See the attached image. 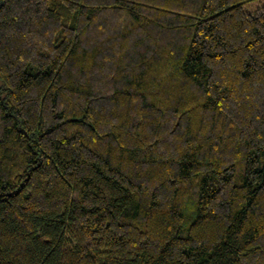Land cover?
<instances>
[{
    "label": "trees",
    "instance_id": "trees-1",
    "mask_svg": "<svg viewBox=\"0 0 264 264\" xmlns=\"http://www.w3.org/2000/svg\"><path fill=\"white\" fill-rule=\"evenodd\" d=\"M0 0V264H264V5Z\"/></svg>",
    "mask_w": 264,
    "mask_h": 264
},
{
    "label": "rangeland",
    "instance_id": "rangeland-1",
    "mask_svg": "<svg viewBox=\"0 0 264 264\" xmlns=\"http://www.w3.org/2000/svg\"><path fill=\"white\" fill-rule=\"evenodd\" d=\"M264 5V0H252L250 2H247L243 5V9L248 12H253L257 8H260Z\"/></svg>",
    "mask_w": 264,
    "mask_h": 264
}]
</instances>
